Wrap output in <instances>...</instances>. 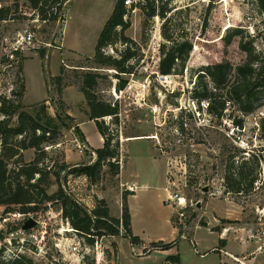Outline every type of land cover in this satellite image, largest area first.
Masks as SVG:
<instances>
[{"label": "rangeland", "instance_id": "rangeland-1", "mask_svg": "<svg viewBox=\"0 0 264 264\" xmlns=\"http://www.w3.org/2000/svg\"><path fill=\"white\" fill-rule=\"evenodd\" d=\"M116 3L68 0L57 20L44 22L27 0H0V10H9L8 18L0 20V106L4 99H19L30 111L46 102L50 115H61L68 128L62 129L55 145L45 147L42 164L53 166L63 190L88 210L96 199H104L110 217L120 218L126 195L132 233L142 242L132 244L121 232L90 236V244L63 218L58 202L34 216L5 215L0 207V261L20 256L32 264H171L166 259L177 256L180 264H264V105L244 115L228 103L215 118L203 106L199 109L192 97L205 66L244 60L236 40L227 47L223 42L229 29H241L243 41L251 39L264 56V0H154V10L164 17H148L150 8L130 9L125 18L127 44L117 41L104 49L118 57L128 45L134 54L132 74L121 76L127 86L120 92L116 71L93 68L92 62ZM27 32L33 43L19 45ZM164 34L193 46L184 65L167 77L158 72L159 49L167 43ZM90 71L103 76L97 96L119 106L118 119L105 117L103 122L112 146L118 148L120 173L112 177L107 171L96 184L83 176L64 179L66 171L59 169L63 163L73 167L95 160L92 151L98 139H93V121L87 119L80 91L82 75ZM21 87L19 98L14 94ZM35 157L33 150L23 153L26 163ZM242 160L254 164L257 180L250 193L234 194L227 190L226 170ZM53 180L49 195L58 191ZM175 194L185 205L169 202ZM29 218L37 225L22 231ZM96 241L101 242L99 250ZM159 241L176 245L154 251L151 245ZM77 243L80 253L74 254L71 249ZM97 253L102 257L98 263Z\"/></svg>", "mask_w": 264, "mask_h": 264}, {"label": "trees", "instance_id": "trees-1", "mask_svg": "<svg viewBox=\"0 0 264 264\" xmlns=\"http://www.w3.org/2000/svg\"><path fill=\"white\" fill-rule=\"evenodd\" d=\"M17 2L19 0H13ZM68 0H27L30 8L35 11L37 19L44 22L57 20V13L61 11L64 3ZM154 0H137L130 7L124 5V0L117 3L106 21L98 38L92 62L96 69H109L116 71L118 79L117 91H123L127 81L122 80V75L132 74L133 66L130 61L134 54L128 45L121 51L118 57L106 54L104 49L113 47L117 41L127 44L124 37L129 23L125 20L130 9H148V17H164V12H156L153 8ZM9 10H0V20L8 18ZM242 30L229 29L223 38L225 46L231 45L235 40L238 48L245 54L244 60L233 65L228 61L215 62L204 67L203 73L193 88L192 97L196 100L199 109L202 106L210 116L220 118L226 105L234 104L242 114H250L264 105V56L257 53L251 39L244 42ZM167 43L160 46L161 59L158 72L167 77L175 73L178 66H183L193 50L188 40H175L164 34ZM247 37V36H246ZM103 76L90 71L82 75L80 91L83 94L88 110V121L94 125L103 139L101 148L93 152L95 160L90 165L70 166L63 163L59 166L60 171H66L64 179L69 176L87 178L90 183L96 184L108 171L112 177L120 173L119 152L117 146H112V137L108 126L103 118L112 117L118 119V103H110L101 100L95 93L99 80ZM14 94L21 97L23 88ZM222 95L224 98H222ZM19 100V99H18ZM2 100L0 106V207H3L5 215L18 213L24 216L38 214L42 207L58 202L61 205L63 218L68 220L71 227L82 238H86L92 244L94 238L90 236H123L132 244L139 245L142 241L134 236L131 229V216L127 205V196L123 195L122 215L120 218H112L109 208L104 199H96V205L88 210L76 200L71 198L62 188L59 180L60 175L55 169L42 164V159L47 157L46 146L55 145L63 128H68L65 120L58 113L52 116L48 112L46 102L38 104L26 111L20 102ZM59 104L61 112L64 102ZM63 114V113H62ZM66 115V114H64ZM236 124L240 127L241 122ZM33 150L35 158L26 163L23 153ZM13 166V167H12ZM253 166V167H252ZM252 167V168H251ZM107 168V170H106ZM225 184L227 190L234 194L250 193L254 189L257 180L254 173V164L248 160L234 168L232 164L227 166ZM58 184V191L49 195L47 193L50 184ZM132 194L128 192V196ZM175 242H153L151 247L154 251H166L175 247ZM171 264H180L179 258L169 257L166 259ZM0 264H32L20 256L13 260Z\"/></svg>", "mask_w": 264, "mask_h": 264}, {"label": "built area", "instance_id": "built-area-1", "mask_svg": "<svg viewBox=\"0 0 264 264\" xmlns=\"http://www.w3.org/2000/svg\"><path fill=\"white\" fill-rule=\"evenodd\" d=\"M137 2V0H124V5L126 6V7H130L132 4H134V3H136ZM19 45H23V44H26V45H31L32 43H33V36L30 34V33H28L27 32V34L26 35H24L22 38H21V41H18L17 42ZM174 199H175V203L177 204V205H179V206H181V205H185V203H186V200L183 198V197H179L178 195H174V197H172V196H170L169 197V202L171 201H174ZM174 203V202H173ZM95 246H96V248L99 250V249H101V247H102V245H101V242H99V241H96L95 242ZM72 252L74 253V254H79L80 253V243H77V244H74V246L72 247ZM99 256V254L97 253V259H96V262L98 263V262H100L101 261V258L102 257H98ZM100 258V259H99ZM99 259V260H98Z\"/></svg>", "mask_w": 264, "mask_h": 264}, {"label": "crops", "instance_id": "crops-1", "mask_svg": "<svg viewBox=\"0 0 264 264\" xmlns=\"http://www.w3.org/2000/svg\"><path fill=\"white\" fill-rule=\"evenodd\" d=\"M89 123H90V125H91L90 127H91V129H92V135L94 136L93 139H98V145H97L96 147H94V149H99V148H101L102 145H103V139H102V137L100 136V134L98 133L96 127H94L93 122H89ZM82 132H83V134L85 135L88 144H90V146L93 147V146H92L91 139H90V137L87 135L85 129L83 130V128H82ZM93 156L95 157V155H93ZM128 209H129V213H131L129 207H128ZM130 216H131V215H130Z\"/></svg>", "mask_w": 264, "mask_h": 264}, {"label": "water", "instance_id": "water-1", "mask_svg": "<svg viewBox=\"0 0 264 264\" xmlns=\"http://www.w3.org/2000/svg\"><path fill=\"white\" fill-rule=\"evenodd\" d=\"M205 192L207 191V189L204 190ZM197 207L199 208L200 205L197 204ZM37 225V222L35 220H33L32 218H29L28 220H26L22 226H21V230L22 231H28L31 230L32 228H34Z\"/></svg>", "mask_w": 264, "mask_h": 264}]
</instances>
